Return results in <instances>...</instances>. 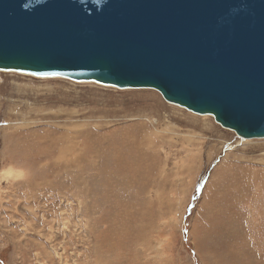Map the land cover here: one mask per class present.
<instances>
[{"label":"rangeland","instance_id":"374dc122","mask_svg":"<svg viewBox=\"0 0 264 264\" xmlns=\"http://www.w3.org/2000/svg\"><path fill=\"white\" fill-rule=\"evenodd\" d=\"M9 166L0 264H264V137L154 89L0 70Z\"/></svg>","mask_w":264,"mask_h":264},{"label":"water","instance_id":"95a60500","mask_svg":"<svg viewBox=\"0 0 264 264\" xmlns=\"http://www.w3.org/2000/svg\"><path fill=\"white\" fill-rule=\"evenodd\" d=\"M0 70L150 88L264 137V0H0Z\"/></svg>","mask_w":264,"mask_h":264},{"label":"clouds","instance_id":"9594fccd","mask_svg":"<svg viewBox=\"0 0 264 264\" xmlns=\"http://www.w3.org/2000/svg\"><path fill=\"white\" fill-rule=\"evenodd\" d=\"M12 167L13 166H9L7 169H0V177H7L10 174ZM16 174L17 176H23L26 175L27 172L26 170H16Z\"/></svg>","mask_w":264,"mask_h":264},{"label":"bare ground","instance_id":"6f19581e","mask_svg":"<svg viewBox=\"0 0 264 264\" xmlns=\"http://www.w3.org/2000/svg\"><path fill=\"white\" fill-rule=\"evenodd\" d=\"M173 104V103H172ZM177 105V104H176ZM184 108V107H183ZM186 109V108H185ZM188 110V109H187ZM190 111V110H188ZM192 112V111H191ZM194 113V112H193ZM203 115H209V114H203ZM209 116H212V115H209ZM241 139H249V138H241Z\"/></svg>","mask_w":264,"mask_h":264}]
</instances>
